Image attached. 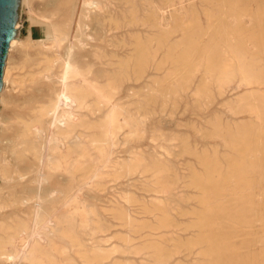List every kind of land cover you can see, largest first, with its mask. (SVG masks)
I'll use <instances>...</instances> for the list:
<instances>
[{
  "label": "rangeland",
  "instance_id": "obj_1",
  "mask_svg": "<svg viewBox=\"0 0 264 264\" xmlns=\"http://www.w3.org/2000/svg\"><path fill=\"white\" fill-rule=\"evenodd\" d=\"M60 1L62 2L60 3ZM142 1L143 0H23V5H18L16 8L13 36L18 38V40L13 41L11 44L5 69V85H2V89L4 86V90L1 94V99L5 98L12 100L9 104L0 99V157L8 162L10 161L8 164L5 160L0 158V224H8L6 221H8L14 213H19L20 217L28 219L30 217L29 214L37 210V206L40 213H48L51 218L50 225L56 224L54 228L56 232L54 231L49 236L48 243H43V246L50 254L52 264L209 263V258L203 257L208 247H205V245H203L204 247L201 246L198 240H196L197 237L201 235V231L197 230L198 232H191L188 229L197 222L195 216L196 212L200 214L202 213L201 210L205 208L198 203L202 200L201 198H203V196L200 195H203V193L199 191V189L196 191L194 187L190 186L193 182L191 178L194 177V174H198L197 176L202 177L204 175V170L196 159L183 154L182 141H189L193 150L197 151L199 157H202V155L208 151L212 155L218 151L221 153V157H223L222 161L225 163L223 165L224 168H226L230 165L229 163L233 164L236 162L235 160L239 159V153H237L238 147L233 148L232 143L229 144L232 146H228V144L224 145L223 140H220L222 138H219L221 137L220 135H223V132L221 134L219 128L215 129L214 126L212 127V124L221 120L223 124L222 128L229 129L234 134L235 139L240 137V135H236L237 130L241 133V130H244V128L249 127L250 129L254 127L255 129L256 125L264 124V0H229V2L225 0ZM146 1L149 2V4L148 2L146 3L147 6L145 4ZM64 2L68 4L69 9L71 8L81 13L84 24L79 27V30L83 43H77L76 38L73 37L71 33L70 28L74 27L72 23L73 20L68 22L67 19L63 18L59 13V6ZM58 4L60 5L58 6ZM126 4H135L138 6L139 13L137 14V18L138 20L141 18L140 21L147 22L148 30L146 33L139 31L140 33L135 32L131 34V32L125 28L122 29L123 32L122 30H110L108 25L112 24L113 21L121 23L126 21ZM179 4H181L180 7ZM152 6L153 9H151ZM49 7L51 10H49ZM149 7L151 10H149ZM223 7L225 9H223ZM159 9L161 11H159ZM146 11H149V13ZM41 13L44 14L41 15ZM157 13H161L165 20H167L166 22L168 23H166V25L161 24ZM57 14L60 15L57 16ZM188 20H190L189 23L191 24L188 23ZM185 21L188 23V26L191 27V29L188 30L193 34V46L199 47L196 49L180 47L178 49L179 52L178 50L174 51L172 48L183 41L184 35L189 34V31L184 29V27L187 26ZM52 25L53 27L59 25L64 29L65 41H63L59 47H55L52 43L53 41L49 42V39L53 40L51 37L53 36L51 33V29L53 28ZM88 27L93 28H91L90 31ZM203 28L204 30H202ZM163 29H166V31ZM142 30H145V28H142ZM104 33H106V35ZM162 33H164V36L166 35L165 38L162 37ZM101 34L103 36H100ZM206 34L208 36H205ZM233 37L235 38L233 39ZM161 39L163 42H160ZM241 39L246 41L244 45L245 48L242 49L244 50L242 54L245 57L244 60L250 78L248 77V82L240 85L241 87H237L236 85L235 87L234 85L227 87L222 92L223 95L218 92V89L212 83L216 72L207 77L205 75V66H207L208 60L211 58L215 59L217 64L218 62L222 63L221 61L223 58H233L231 54L233 48L231 46L239 43ZM67 42L68 44H66ZM137 43H139L140 46H146L149 59L157 56L159 59L158 62L161 61L160 72L155 71V66L150 67L151 69L149 68L148 72L151 80L162 84L165 82L163 84L165 88H162L163 91H165L163 96L154 95V93L151 92L152 88L146 86V84L142 81H138L136 78V65H138V63L141 64L140 62H143L147 58L146 54L142 58V55L137 53V48L139 47ZM160 43H163V45L161 46ZM71 47L74 48L72 49ZM65 48L68 49L65 50ZM51 49L55 50L52 51ZM74 50L76 53H74ZM46 51H48V53ZM57 53L59 55H57ZM31 54L34 55L32 56ZM178 54H180L179 56L183 55L186 57L188 65L185 66V68L180 67L181 64L174 62ZM194 55L196 57H194ZM67 56H70V59ZM21 57H24V59ZM26 59L30 60L31 63L29 62L26 65L22 62ZM45 60H50L49 69L51 71L48 73L49 75L45 72L49 77H45L44 74L47 63ZM77 60H85L86 62L81 61L79 63ZM73 63H75L76 66L73 65ZM122 63H129L130 79L121 86L116 85L117 83L109 79L107 72H115L118 74L119 71L123 70L121 68ZM189 63L191 64L190 66ZM234 63L236 62L233 61L232 64L236 65ZM71 67H73V69H71ZM74 67L76 69H74ZM25 71H27V73ZM75 72H77L78 76ZM101 72H103L104 75L100 74ZM40 82L43 83L41 84ZM87 84L88 87L93 85L99 86L102 90V94H104L102 103L105 101L107 102L101 104L102 108L101 112H99V117L96 116L93 118L91 115H88V110L90 111L93 108L92 106H95L93 102H88L84 114H80L76 107L71 105V100L73 99L71 92H74V89L86 90L88 88ZM84 85L85 88L83 87ZM37 92L39 95H37ZM31 95L34 96V98L36 97L34 111L42 112L49 109V114L42 118V123L39 127L41 130L48 132V128L51 129L57 124L59 128H56L55 132L58 131L57 136L61 138L68 147L75 146L77 134H83L86 142L93 141L94 139L100 140L97 151L95 150L96 146L90 147L92 151L91 157L84 158L81 155H73V163H77L80 160L79 171L78 173H74L73 176L68 175L66 169L67 163L69 164L71 161L65 163L55 153V150L51 148L47 138L43 140V144L38 143L39 139L34 141L37 145V149L44 154L43 167L39 165L36 156L26 150V144L22 143L19 137L16 139L17 127L15 125L23 119H30L29 113L26 112V107L22 104V101ZM41 95H43V97ZM147 97L152 99L149 105L146 101ZM240 97L245 100L238 104V101H240L238 99H241ZM42 98L43 101H41ZM103 99L105 101H103ZM253 100L256 101L253 102ZM38 101L41 102L39 103ZM48 102H53L54 104H50V107L47 105L49 104ZM257 106L258 110L261 111L258 117L253 113V109ZM250 111H252V113ZM114 112L119 114L118 121H120L118 124L119 126H117L115 130L109 123L107 124ZM61 119H64L66 122L62 123ZM80 120L81 123H87V121H89V123L94 124V126H102L103 130L97 129V131L94 132L92 129L93 127L91 129L87 128L89 125L78 127L77 124L80 123ZM48 121H50V123ZM6 122L8 125H6ZM11 124L12 126H10ZM228 132L229 131H226V135ZM207 136L211 137L206 138ZM259 137L262 139L261 141H258L260 140ZM259 137L256 136L253 140L256 138L255 141L257 140L258 143L262 142L260 145H263L261 147L264 148V136L260 134ZM10 140L13 142L10 143ZM255 155L256 154L253 152L250 157L255 158ZM229 158H232L234 161ZM228 159L230 160L229 162ZM34 164L39 166H35ZM46 164L47 166H44ZM49 164L56 165L59 171L58 169H51L50 166H48ZM259 171L262 173L264 169H259ZM58 173L62 175L60 176ZM35 175L36 177H34ZM12 176H15V179ZM12 178L15 181H13ZM58 182L60 184L62 183L63 188L59 186ZM40 183L44 188H48L51 191L50 199L41 202L30 197L27 198L28 188L30 186H41ZM27 184L28 186L30 184V186L28 187ZM76 187L77 189H75ZM24 188L27 189V191ZM61 191L63 192L62 194ZM64 197L66 199L65 204H63L64 200H61ZM261 198H263V196H261ZM18 200L21 203H18ZM60 203H62V205ZM81 203H84V206ZM212 204L216 205L217 203L213 202ZM185 209H187V211ZM252 209L253 208L247 209L248 221H253L258 214L255 209ZM163 210L169 212V215L167 216ZM84 214H87V223H85V225L82 223V216ZM54 217L59 219L56 220ZM166 218H168L167 222L165 221ZM71 220H75L74 222L77 224L76 228L70 225L69 222ZM165 224L169 227H163ZM247 226L248 228H245ZM262 226L263 224L261 225L260 223L254 225L239 224L237 225L239 228L235 227V230L233 226L230 228L225 226V230L224 227H222L221 232L225 234V232L228 231L229 234H231V230L233 233L234 231L240 232L241 230L240 236L234 240V248H236L237 251L242 250V252H244L242 256H244V254L250 255L249 253L254 255L264 252V243L259 244L252 239L264 233V227ZM249 229H252V231ZM72 236H74L73 239H71ZM23 240L25 241L21 242L22 240L18 239L16 242L17 247L20 249H24L22 244L27 242L28 236L24 235ZM194 242L197 243V246L193 244ZM191 245L192 247L195 246V249H192V247L189 249ZM76 246H78L79 249ZM159 247L162 249H159ZM246 249H248L246 252L243 251ZM60 250H65L66 253L61 254ZM11 251L13 255L11 254L8 260H3L0 257V264H33L26 259H16L15 249L13 248ZM159 253H161V255H159ZM168 253L169 255L166 256ZM96 256H98V258H96ZM164 256L166 257L164 258ZM90 257H92V259ZM167 259H170L169 262ZM202 259L207 262H201Z\"/></svg>",
  "mask_w": 264,
  "mask_h": 264
},
{
  "label": "bare ground",
  "instance_id": "obj_2",
  "mask_svg": "<svg viewBox=\"0 0 264 264\" xmlns=\"http://www.w3.org/2000/svg\"><path fill=\"white\" fill-rule=\"evenodd\" d=\"M66 1V0H65ZM80 1V0H79ZM124 1V0H123ZM144 1V0H143ZM142 1V2H143ZM156 1V0H155ZM222 1V0H221ZM228 1L229 0H225ZM231 1V0H230ZM44 2V1H43ZM42 2V3H43ZM46 2V1H45ZM62 1H60L61 3ZM85 2V1H84ZM129 2V1H128ZM148 1L145 2V4ZM164 2V1H162ZM59 3V2H58ZM86 3V2H85ZM152 3V2H151ZM166 3V2H165ZM169 3V2H168ZM193 3V2H191ZM46 4V3H45ZM44 4V5H45ZM119 4V3H118ZM125 4V3H124ZM149 4V2H148ZM154 4V3H153ZM157 4V2H156ZM162 4V3H161ZM172 4V3H171ZM176 4V3H175ZM184 4V3H183ZM222 4V3H220ZM224 4V3H223ZM227 4V3H225ZM19 5H23V0H19ZM48 5V4H47ZM52 5V4H51ZM50 5V7H51ZM60 4H58L59 6ZM127 5V4H126ZM159 5V4H158ZM165 5V4H164ZM209 5V4H208ZM43 6V5H42ZM78 6V5H77ZM87 6V5H86ZM143 6V5H142ZM147 6V4H146ZM157 6V5H155ZM181 6V4H179V7ZM220 6V5H219ZM224 6V5H223ZM233 6V5H232ZM49 7V10H51ZM59 13L61 14V16L63 18H66L68 22H70L71 20H73V24L74 27L70 28L71 29V33L73 35V37L76 38L77 43H83L81 40V32L79 30V27L81 25L84 24V22L82 21V17H81V13H79L78 11H74L71 8L69 9L68 4L66 2L62 3L59 6ZM76 7V6H75ZM95 7V6H94ZM140 7V6H139ZM162 7V6H161ZM164 7V6H163ZM229 7V6H228ZM249 7V6H248ZM247 7V8H248ZM77 8V7H76ZM83 8V7H82ZM148 8V7H147ZM192 8V7H191ZM261 8V7H260ZM120 9V8H119ZM123 9V8H122ZM143 9V8H142ZM141 9V10H142ZM153 9V6L152 8ZM149 7V10H151ZM183 9V8H182ZM222 9V8H221ZM223 9H225L223 7ZM37 10V9H36ZM41 10V9H40ZM47 10V9H45ZM44 10V11H45ZM121 10V9H120ZM148 10V9H147ZM157 10V9H155ZM178 10V9H177ZM229 10V9H228ZM237 10V9H236ZM83 11V10H81ZM158 11V10H157ZM159 11H161L159 9ZM163 11V10H162ZM215 11V10H214ZM223 11V10H222ZM40 12V11H39ZM49 12V11H48ZM110 12V11H108ZM113 12V11H112ZM147 12V11H146ZM177 12V11H176ZM199 12V11H198ZM212 12V11H211ZM235 12V10H234ZM52 13V12H51ZM117 13V12H116ZM139 13V8L138 6H136L135 4H130L126 6V10H125V20L124 22H117V21H113L112 24L108 25V27H110L111 29H115V30H122V29H127L129 32H131V34L137 32L140 33L139 31H143V32H147L148 30V25L147 22L145 21H140L141 18H139L140 20H138L137 18V14ZM149 13V11L147 12ZM175 13V12H174ZM217 13V11H216ZM254 13V12H253ZM261 13V12H260ZM44 13H41V15ZM59 14V15H60ZM141 14V12H140ZM145 14V13H144ZM158 14V13H157ZM187 14V13H186ZM185 14V15H186ZM191 14V12H190ZM219 14V13H218ZM217 14V16H218ZM233 14V13H232ZM241 14V13H240ZM239 14V15H240ZM57 14V16H59ZM114 15V14H113ZM146 15V14H145ZM178 15V14H176ZM224 15V14H223ZM243 15V14H242ZM142 16V15H141ZM155 16V15H154ZM157 16V15H156ZM160 22L162 25H166L167 20H165V18L161 15V13L158 14ZM157 16V18H158ZM188 16V15H187ZM193 16V15H192ZM209 16V15H208ZM54 17V16H53ZM140 17V16H139ZM173 17V16H172ZM42 18V17H41ZM51 18V17H50ZM144 18V17H143ZM175 18V17H174ZM182 18V17H181ZM196 18V17H195ZM49 19V18H48ZM158 19V20H159ZM212 19V18H211ZM52 20V19H51ZM56 20V19H54ZM124 20V19H123ZM148 20V19H147ZM182 20V19H181ZM184 20V18H183ZM221 20V19H220ZM234 20V19H233ZM122 21V20H121ZM190 20H188L189 23ZM236 21V20H235ZM46 22V21H45ZM50 22V21H49ZM48 22V24H49ZM151 22V21H150ZM219 22V21H218ZM51 23V22H50ZM157 23V22H155ZM187 22L185 21V24ZM188 23L186 24L187 26L184 27L185 30L189 31L191 29L190 26H188ZM226 23V22H225ZM160 24V23H159ZM183 24V22H182ZM191 24V23H189ZM198 24V23H197ZM215 24V23H214ZM72 25V24H71ZM203 25V24H202ZM259 25V24H258ZM65 26V25H64ZM73 26V25H72ZM107 26V25H106ZM150 26V25H149ZM171 26V25H170ZM224 26V25H223ZM226 26V25H225ZM240 26V25H239ZM53 27V25H52ZM70 27V26H69ZM157 27V26H156ZM161 27V26H160ZM164 27V26H163ZM167 27V26H165ZM214 27V26H213ZM217 27V26H216ZM215 27V28H216ZM89 28V27H88ZM93 28V27H91ZM89 28V30L91 29ZM98 28V26H97ZM142 28H145V30H142ZM159 28V27H158ZM162 28V27H161ZM179 28V27H178ZM177 28V29H178ZM212 28V27H211ZM176 29V30H177ZM189 29V30H188ZM227 29V28H226ZM232 29V28H231ZM47 30V29H46ZM69 30V29H67ZM88 30V29H87ZM95 30V29H94ZM100 30V29H99ZM161 30V29H160ZM159 30V31H160ZM164 30V29H163ZM204 30V28L202 29ZM211 30V29H210ZM209 30V31H210ZM258 30V29H257ZM91 31V30H90ZM102 31V30H100ZM126 31V30H125ZM158 31V30H157ZM166 31V29L164 30ZM200 31V30H199ZM234 31V29H233ZM48 32V31H47ZM94 32V31H93ZM123 32V30H122ZM121 32V33H122ZM149 32V31H148ZM176 32V31H175ZM198 32V31H197ZM213 32V31H212ZM51 33L53 36H51L53 38V40L49 39V42H52L54 44L55 47H59L60 44L65 41V35H64V29L61 28L59 25L53 27L51 29ZM50 33V34H51ZM98 33V32H97ZM96 33V35H97ZM102 33V32H101ZM153 33V32H151ZM94 34V33H93ZM106 35V33H104ZM127 34V33H126ZM160 34V33H159ZM164 33H162L163 35ZM169 34V31H168ZM181 34V33H180ZM197 34V33H196ZM208 34V33H207ZM205 36H208V35ZM232 34V33H231ZM49 35V34H48ZM90 35V34H89ZM112 35V34H111ZM120 35V34H119ZM123 35V34H122ZM202 35V34H201ZM248 35V34H247ZM261 35V34H260ZM91 36V35H90ZM99 36V35H98ZM100 36H103L102 34ZM114 36V35H113ZM166 36V35H165ZM165 36L163 35L162 37L165 38ZM184 39L181 43H178L175 45V47H173L172 49L174 51H177L180 47H189L190 49H196L198 47H194V42L192 40L193 34L191 31H189V34L184 35ZM215 36V35H214ZM213 36V37H214ZM228 36V35H226ZM50 37V38H51ZM64 38V39H63ZM122 38V36H121ZM162 38V39H163ZM196 38V36H195ZM235 37H233L234 39ZM160 40V42H163V40ZM215 39V38H214ZM18 40V38L14 37L10 44H9V49L7 52V57L5 60V65L3 68V74H2V84H4V76H5V69H6V65H7V60L9 57V53H10V48H11V44L13 41ZM70 40V39H69ZM74 40V39H73ZM116 40V39H115ZM239 40V39H238ZM68 41V40H67ZM75 42V41H74ZM148 42V41H147ZM153 42V41H152ZM236 42V41H234ZM72 43V42H71ZM246 41L245 40H240L239 43H237L236 45H232L231 47L233 48V50H231V54L232 57L231 59L229 58H223L222 59V63L218 62L213 58L208 60V64L205 69V75L208 77L210 75H213L214 72H216V74L213 77V85L218 89L219 93H222L227 87H230L232 85H235L237 87H239L242 84H246L248 82V77L250 78V76L248 75V71H247V67L245 64V57L243 56L242 52L244 50H242L245 45ZM68 44V42L66 43ZM92 44V43H91ZM214 44V43H213ZM216 44V43H215ZM261 44V43H260ZM50 45V44H49ZM65 45V44H64ZM90 45V44H89ZM160 45L162 46L163 43H160ZM170 45V44H169ZM222 45V44H221ZM63 46V45H62ZM137 46H139L137 48V53H139L140 55H142V58L144 57V55H147V58L143 61L140 62L141 64L138 63V65H136V78L138 81H142L144 84H146V86L152 88V91L154 93V95L156 96H163L165 91H163V89L165 88L163 86V84L165 83H158L154 80L150 79L149 76V72L148 69L150 67H156L155 71L156 72H160L161 71V61H159L158 57H153L151 59H149L148 57V52L146 49V46L141 45L139 43H137ZM202 46V45H201ZM51 47V46H50ZM49 47V48H50ZM72 48V47H71ZM74 48V47H73ZM72 48V49H73ZM97 48V47H96ZM99 48V46H98ZM166 48V47H165ZM175 48V49H174ZM201 48V47H200ZM53 49V48H52ZM51 49V50H52ZM63 49V48H62ZM68 49V48H67ZM65 48V50H67ZM119 49V48H118ZM220 49V48H219ZM55 50V49H54ZM52 50V51H54ZM57 50V49H56ZM101 50V49H100ZM160 50V49H159ZM250 50V49H249ZM50 51V50H49ZM86 51V50H85ZM88 51V50H87ZM91 51V50H90ZM96 51V50H95ZM102 51V50H101ZM26 52V51H25ZM48 53V51H46ZM164 52V51H163ZM179 52V50H178ZM210 52V51H209ZM251 52V51H250ZM258 52V51H257ZM262 52V51H261ZM46 53V54H47ZM59 53V52H58ZM57 53V55H59ZM70 53V52H69ZM73 53V52H72ZM74 53L75 50H74ZM81 53V52H80ZM89 53V52H88ZM197 53V52H196ZM224 53V52H223ZM230 53V52H229ZM24 54V53H23ZM52 54V53H50ZM56 54V53H55ZM64 54V53H63ZM87 54V53H85ZM91 54V52H90ZM153 54V52H152ZM198 54V53H197ZM247 54V52H246ZM255 54V53H254ZM30 55V54H29ZM32 56L34 54H31ZM53 55V54H52ZM72 55V54H71ZM75 55V54H73ZM78 55V54H77ZM82 55V54H81ZM80 55V56H81ZM84 55V54H83ZM180 54H178V57L174 60L175 63L177 64H181L178 65L180 67H184L187 66V60L185 56H179ZM196 55V54H195ZM194 55V57H196ZM252 55V54H251ZM25 56V55H24ZM65 56V55H64ZM97 56V55H96ZM95 56V57H96ZM160 56V54H159ZM177 56V55H176ZM26 57V56H25ZM28 57V56H27ZM30 57V56H29ZM36 57V56H34ZM47 57V56H46ZM54 57V56H53ZM59 57V56H58ZM68 57V56H67ZM70 57V56H69ZM68 57V58H69ZM79 57V56H77ZM198 57V55H197ZM228 57V56H225ZM22 59H24V57H21ZM33 58V57H32ZM51 58V57H50ZM72 58V57H71ZM97 58V57H96ZM203 58V57H202ZM205 58V57H204ZM260 58V57H259ZM29 59V58H28ZM57 59V58H56ZM70 59V58H69ZM78 59V58H77ZM88 59V58H86ZM90 59V57H89ZM88 59V60H89ZM93 59V58H92ZM194 59V58H193ZM248 59V58H247ZM264 59V58H263ZM20 60V59H19ZM79 60V59H78ZM77 60V61H78ZM256 60V59H255ZM46 61V60H45ZM73 61V60H72ZM75 61V60H74ZM82 60L78 61L79 63ZM85 61V60H84ZM82 61V62H84ZM91 61V60H89ZM165 61V60H164ZM201 61V60H200ZM206 61V59H205ZM236 64L233 65L232 63ZM258 61V60H257ZM10 62V61H9ZM8 62V63H9ZM23 63H25L26 65L30 62V60H25L22 61ZM46 68L44 70V74L46 72V74H48L51 70L49 69V61H46ZM69 62V61H68ZM76 62V61H75ZM86 62V61H85ZM192 62V61H190ZM249 62V61H247ZM264 62V61H263ZM13 63V62H12ZM19 63V62H18ZM21 63V62H20ZM31 63V62H30ZM203 63V61H202ZM15 64V63H14ZM67 64V63H66ZM82 64V63H81ZM91 64V63H90ZM129 63L124 64L122 63V69L121 71H119L118 74H116L115 72H107L109 75V79H111L114 83H117L116 85H123L125 83H127V81L130 79V74H129V69L130 67L128 66ZM73 65H75V63H73ZM191 64L189 63V66ZM200 65V64H199ZM17 66V65H16ZM15 66V67H16ZM19 66V65H18ZM21 66V65H20ZM52 66V65H51ZM50 66V68H51ZM65 66V65H64ZM67 66V65H66ZM69 66V65H68ZM72 66V65H71ZM76 66V65H75ZM35 67V66H34ZM95 67V66H94ZM187 68V67H186ZM11 69V68H10ZM49 69V70H48ZM71 69H73V67H71ZM74 69H76L74 67ZM151 69V68H150ZM196 69V67H195ZM20 70V69H19ZM18 70V71H19ZM27 70V69H26ZM79 70V69H78ZM77 70V71H78ZM203 70V69H202ZM217 70V71H216ZM13 71V70H12ZM81 71V70H80ZM98 71V70H97ZM180 71V70H179ZM185 71V70H184ZM193 71V70H192ZM11 72V71H10ZM27 73V71H25ZM74 72V71H73ZM72 72V73H73ZM186 72V71H185ZM184 72V73H185ZM29 73V72H28ZM34 73V72H33ZM77 75V72H75ZM113 73V74H112ZM176 73V72H175ZM180 73V72H179ZM203 73V71H202ZM45 74V77H49L48 75ZM55 74V73H54ZM71 74V73H70ZM100 74L104 75L103 72H101ZM8 75V74H7ZM56 75V74H55ZM54 75V77H55ZM176 75V74H175ZM180 75V74H179ZM25 76V75H24ZM78 76V75H77ZM80 76V75H79ZM178 76V75H177ZM191 76V75H190ZM85 77V76H84ZM106 77V76H105ZM53 78V76H52ZM259 78V77H258ZM7 79V78H6ZM5 79V80H6ZM29 79V78H28ZM69 79V78H68ZM82 79V78H81ZM157 79V78H156ZM207 79V78H205ZM58 80V79H57ZM85 80V79H84ZM90 80V79H89ZM198 80V79H197ZM208 80V79H207ZM40 81V80H39ZM55 81V80H54ZM25 82V81H23ZM48 82V81H46ZM53 82V81H51ZM86 82V81H85ZM88 82V81H87ZM179 82V81H177ZM207 82V81H206ZM41 84L43 82H40ZM55 83V82H54ZM77 83V82H76ZM83 83V82H82ZM90 83V82H88ZM8 84V83H7ZM29 84V83H28ZM60 84V83H59ZM101 84V83H100ZM201 84V83H200ZM44 85V84H43ZM92 85V84H91ZM204 85V84H203ZM210 85V84H209ZM248 85V84H247ZM251 85V84H250ZM254 85V84H253ZM36 86V85H35ZM53 86V85H52ZM76 86V85H75ZM90 86V85H89ZM28 87V86H27ZM37 87V86H36ZM66 87V86H65ZM68 87V86H67ZM85 88V85L83 86ZM88 87V84H87ZM210 87V86H209ZM233 87V88H234ZM241 87V86H240ZM25 88V87H24ZM35 88V87H34ZM46 88V87H45ZM81 88V87H80ZM163 88V89H162ZM172 88V87H171ZM170 88V89H171ZM195 88V87H194ZM201 88V87H200ZM203 88V86H202ZM205 88V87H204ZM27 89V88H26ZM39 89V88H38ZM55 89V88H54ZM57 89V88H56ZM63 89V88H62ZM167 89V88H166ZM239 89V88H238ZM4 90V86L3 89L0 90V99H1V94ZM33 90V89H32ZM52 90V89H51ZM58 90V89H57ZM61 90V89H60ZM235 90V89H234ZM36 91V90H35ZM48 91V90H47ZM50 91V90H49ZM56 91V90H55ZM59 91V90H58ZM74 92L72 93L73 99L71 100V105L75 106L77 111L81 114V113H85L84 111H86V105L88 104V102H93L95 103V106H92L93 108L89 111L88 110V115H91L93 118L98 116L99 117V112H101V104H105V100L103 99L102 103V98L103 95L102 94V90L101 88H99V86L97 85H93L91 87H88L86 90H79V89H74ZM176 91V90H175ZM178 91V90H177ZM68 92V91H67ZM188 93V92H186ZM198 93V92H197ZM248 93V92H247ZM45 94V93H44ZM50 94V93H49ZM48 94V95H49ZM223 94V93H222ZM25 95V94H24ZM30 95V94H29ZM37 95L38 92H37ZM62 95V94H61ZM69 95V94H68ZM224 95V94H223ZM6 96V95H5ZM43 97V95H41ZM51 96V95H49ZM48 96V97H49ZM63 96V95H62ZM65 96V95H64ZM173 96V95H172ZM262 96V95H261ZM28 97V96H27ZM46 97V96H45ZM239 97V96H238ZM237 97V98H238ZM244 97V96H243ZM7 98V96H6ZM36 98V97H35ZM35 98L34 96H30L28 98H25L24 101H22L23 105L26 107V112L29 113V120H25L23 119L22 121L18 122L17 125H15L17 127V131H16V139L19 137L20 141H22V143L26 144V150L30 151L31 154L36 156V159L39 162V165L43 167V157L44 154L43 152H40V150L37 149V145L34 143L35 140H38V143H42L43 144V140L45 138H47L49 140V144L51 145V148L53 150H55V153L65 162L67 163L68 161H71V163H67V173L68 175H72L74 173H78L79 171V164H80V160L77 163H73L72 161V157L74 154L77 155H81L84 158H89L92 156V151L90 149L91 146H96L95 150L97 151V147L99 146L100 140L99 139H94L93 141L90 142H86L85 140V136L83 134H77V137L75 138V146L74 147H68L66 146V144L64 143V141L59 138L57 136V132H55L56 128H59L58 125H54L53 128H48V132L41 130L39 127L42 123V118L46 115L49 114V109H46L42 112H36L34 111V106L36 105L35 103ZM50 98V97H49ZM212 98V97H211ZM241 98V97H240ZM54 99V98H53ZM63 99V98H62ZM1 100H3V102H7L9 103L12 99H5L2 98ZM15 100V99H13ZM17 100V99H16ZM66 100V99H65ZM233 100V99H232ZM240 101H238V104L242 101H244L245 99H238ZM252 100V99H251ZM43 101V98L42 100ZM40 101V102H41ZM47 101V99H46ZM45 101V102H46ZM56 101V100H55ZM54 101V102H55ZM147 103L148 105L152 102L151 98L147 97ZM256 101V100H255ZM253 100V102H255ZM2 102V103H3ZM39 102V101H38ZM39 102V103H40ZM67 102V101H66ZM4 103V104H5ZM49 103V102H48ZM107 103V102H106ZM109 103V102H108ZM10 104V103H9ZM19 104V103H18ZM17 104V105H18ZM46 104V103H44ZM50 104H54L49 103L47 105L50 106ZM8 105V104H7ZM16 105V103H15ZM247 105V104H246ZM1 106V105H0ZM5 106V105H4ZM10 106V105H9ZM14 106V105H13ZM21 106V104H20ZM105 106V105H104ZM107 106V105H106ZM18 107V106H17ZM46 107V105H45ZM51 107V106H50ZM15 108V106H14ZM20 108V107H19ZM39 108V107H38ZM238 108V107H237ZM16 109V108H15ZM250 109V107H249ZM248 109V110H249ZM59 110V109H58ZM233 110V109H232ZM17 111V110H16ZM19 111V110H18ZM110 111V110H109ZM117 111V110H116ZM237 111V110H236ZM25 112V111H24ZM69 112V111H68ZM72 112V111H70ZM107 112V111H106ZM119 112V111H118ZM243 112V111H242ZM252 113V111H250ZM258 110V106L255 107L253 109V113L258 117L259 114ZM18 113V112H17ZM23 113V112H22ZM124 113V112H123ZM20 115H22L21 113H18ZM58 114V113H57ZM110 114V113H109ZM156 114V113H155ZM25 115V114H24ZM27 115V114H26ZM86 115V114H85ZM119 114L117 112H114L110 119L108 120L107 124L109 123L110 126L115 130L117 128V126H119L118 124L120 123L119 120ZM253 115V114H252ZM254 115V116H255ZM255 116V117H256ZM48 117V116H47ZM103 117V116H102ZM253 117V116H252ZM8 118V117H7ZM23 118V117H22ZM21 118V119H22ZM55 118V117H54ZM10 119V118H9ZM20 119V118H19ZM27 119V116H26ZM48 119V118H47ZM79 119V118H78ZM262 119V118H261ZM2 120V119H1ZM4 120V119H3ZM77 120V119H76ZM87 120V119H85ZM94 120V119H93ZM256 120V119H255ZM58 121V120H57ZM62 123H65L66 121L64 119H61ZM224 121V120H223ZM236 121V120H235ZM260 121V119H259ZM50 123V121H48ZM261 122V121H260ZM264 122V120H263ZM12 123V122H11ZM93 123V122H92ZM244 123V122H243ZM246 123V122H245ZM3 124V123H2ZM61 124V123H60ZM73 124V123H72ZM6 125H8V123L6 122ZM5 125V126H6ZM85 125H89V127H87L88 129H93L94 132L97 131V129L99 130H103L102 126L96 125L94 126V124H90L89 121L86 122H82L80 120V123L77 124L78 127H84ZM91 125V126H90ZM222 122L221 120H218L216 122H214L212 124V127L214 126L215 129L219 128V130L221 131V134L223 132V135H220L222 138L220 140H223V144H228V146H232L229 144H233V148L238 147V152L239 153V159L235 160L236 162H234L233 164L229 163L230 165L226 168H224L225 163H223L222 159L223 157H221V153H219L218 151H216V153H214L213 155L209 153V151L207 153H204V155H202V157L198 156L197 151L193 150L191 144L189 143V141L185 140L182 141V145H183V154L184 155H188L193 157L194 159H196L198 161V163L201 164V166L203 167L204 170V175L202 177L197 176L196 174H194V177L191 178L193 179V182L191 183L190 186L194 187L196 189V191H201L203 193V198H201L202 200L199 201L198 203L200 204V206L202 205L204 208V210H201L202 213L198 214L196 212L195 216L197 218V222L195 225L191 226L189 229V231L191 232H198L197 230L201 231V235L199 237H197L196 240H198L199 244L201 246L205 245V247H208L207 250H205L204 252V258H209V263L207 264H264V252H260L258 254H254L252 255L251 253H249L250 255L244 254V256H242V254L244 252L241 251H237L236 248H234L235 244H234V240L236 238H238L240 236V232H236L234 231V233L232 232V230L230 231L231 234H229L228 231L224 233L221 232L222 227H224L225 230V226L226 227H237V225L241 224H246V225H254L257 223H260L261 225L263 224L262 227H264V174L263 172L261 173V171H259V169H264V148L261 147L263 145H260L261 143H258L257 140L255 141V139L253 140L254 137L258 136L261 134L264 136V124H258L256 125L255 129L254 127H251L249 129L248 128H244V130H241L242 132L239 133V131H236V135H240V137L238 139H235L234 134L229 130V129H224L222 128ZM228 125V124H227ZM230 125V124H229ZM12 126V124L10 125ZM9 126V127H10ZM48 126V124H47ZM243 126V125H242ZM252 126V125H251ZM4 127V126H2ZM1 127V128H2ZM7 128V127H6ZM44 128V127H43ZM110 128V127H109ZM108 128V130H109ZM9 130H11L10 128H8ZM47 129V128H46ZM45 129V130H46ZM127 130V129H126ZM139 130V129H138ZM12 131V130H11ZM226 131H229L228 134L226 135ZM62 132V131H61ZM8 133V132H6ZM13 133V132H11ZM77 133V132H76ZM109 133V131H108ZM216 133V132H215ZM15 134V133H14ZM210 134V133H209ZM212 134V133H211ZM219 134V133H218ZM253 134V137H252ZM109 135V134H108ZM15 136V135H13ZM75 136V135H74ZM110 136V135H109ZM214 136V135H213ZM161 137V136H160ZM176 137V136H175ZM211 136H207L206 138H209ZM14 138V137H13ZM99 138V137H98ZM213 138V137H212ZM262 138V136H261ZM259 137L261 141V139ZM8 139V138H7ZM5 140V139H4ZM9 140V139H8ZM13 140V139H12ZM12 140H10V143L13 142ZM16 141V140H15ZM111 142V141H110ZM9 143V142H8ZM46 143V142H45ZM7 144V143H6ZM21 144V143H20ZM264 144V143H263ZM9 145V144H8ZM11 145V144H10ZM18 145V144H17ZM112 145V144H111ZM21 147V146H20ZM19 147V148H20ZM25 148V147H24ZM47 148V146H46ZM49 148V147H48ZM219 148V147H218ZM13 149V148H12ZM17 149V148H16ZM42 149V146H41ZM8 150V149H7ZM210 150V149H209ZM14 151V150H13ZM16 151V150H15ZM23 151V150H21ZM48 151V150H47ZM207 151V150H206ZM233 151V150H231ZM7 152V151H6ZM20 152V151H19ZM228 152V151H227ZM230 152V151H229ZM255 153V158L250 157L251 153ZM4 153V152H3ZM25 153V152H24ZM52 153V152H50ZM18 154V153H17ZM22 154V153H21ZM49 154V153H48ZM53 154V153H52ZM51 154V156H52ZM104 154V153H103ZM13 155V154H12ZM16 155V152H15ZM20 155V153H19ZM27 155V154H26ZM29 155V154H28ZM32 155V156H33ZM47 155V154H46ZM232 155V154H231ZM5 156V155H4ZM8 156V155H7ZM6 156V157H7ZM10 156V155H9ZM48 156V155H47ZM109 156V155H108ZM223 156V155H222ZM226 156V155H225ZM237 156V155H236ZM253 156V155H252ZM55 157V156H54ZM232 157V156H231ZM1 158V157H0ZM58 158V157H56ZM143 158V157H142ZM228 158V157H227ZM236 158V157H235ZM3 160H5L4 158H1ZM60 159V160H61ZM232 159V158H229ZM228 159V162L230 161ZM10 160V159H7ZM30 160V159H29ZM33 160V159H32ZM47 160V158H46ZM132 160V159H131ZM192 160V159H191ZM226 160V158H225ZM233 160V159H232ZM231 160V161H232ZM6 161V160H5ZM4 161V162H5ZM27 161V160H26ZM35 161V160H34ZM234 161V160H233ZM1 162V161H0ZM3 162V161H2ZM8 164L9 162L6 161ZM28 162V161H27ZM47 162V161H46ZM227 162V161H226ZM25 163V162H24ZM84 163V162H83ZM28 164V163H27ZM30 164V163H29ZM124 164V163H123ZM7 165V164H6ZM35 165V164H34ZM39 165H35V166H39ZM190 165V164H189ZM2 166V165H1ZM13 166V165H12ZM23 166V165H21ZM20 166V167H21ZM33 166V165H31ZM44 166H47L44 165ZM48 166H50L51 169H58L56 165L54 164H49ZM200 166V165H199ZM227 166V165H226ZM3 167V166H2ZM19 167V168H20ZM24 167V166H23ZM4 168V167H3ZM46 168V167H45ZM185 168V167H184ZM11 169V168H10ZM13 169V168H12ZM30 169V168H29ZM28 169V170H29ZM41 169V168H40ZM193 169V168H192ZM20 170V169H19ZM27 170V172H28ZM2 171V170H1ZM11 171V170H10ZM21 171V170H20ZM33 171V170H32ZM59 171V169H58ZM62 171V170H61ZM60 171V172H61ZM181 171V170H180ZM25 172V171H24ZM38 172V171H37ZM49 172V171H48ZM63 172V171H62ZM184 172V171H183ZM45 173V172H44ZM52 173V172H49ZM55 173V172H54ZM199 173V171H198ZM26 174V172H25ZM47 174V173H46ZM59 174V173H58ZM191 174V173H190ZM193 174V173H192ZM201 174V173H200ZM14 175V174H13ZM60 175V174H59ZM58 175V176H59ZM62 175V174H61ZM60 175V176H61ZM178 175V174H177ZM30 176V175H29ZM33 176V175H32ZM39 176V175H38ZM57 176V175H56ZM59 176V177H60ZM67 176V175H65ZM99 176V175H98ZM3 177V176H1ZM15 179V176H12ZM19 177V176H18ZM17 177V178H18ZM36 177V175L34 176ZM57 178V177H56ZM63 178V177H62ZM65 178V177H64ZM68 178V177H67ZM72 178V177H69ZM184 178V177H183ZM189 178V177H188ZM55 179V178H54ZM10 180V179H9ZM8 180V181H9ZM13 180V178H12ZM20 180V177H19ZM25 180V179H24ZM63 180V179H62ZM74 180V179H73ZM176 180V179H175ZM15 181V180H13ZM18 181V180H16ZM30 181V180H29ZM42 181V180H41ZM53 181V180H52ZM11 182V181H10ZM55 182V181H54ZM53 182V183H54ZM60 182V181H59ZM58 182V183H59ZM141 182V181H140ZM162 182V181H161ZM165 182V181H164ZM18 183V182H16ZM22 183V182H21ZM28 183V182H27ZM50 183V182H49ZM57 183V182H56ZM85 183V182H84ZM41 184V183H40ZM67 184V183H65ZM83 184V183H82ZM148 184V183H147ZM189 185V184H188ZM26 186V185H25ZM28 186V184H27ZM30 186V184H29ZM28 186V187H29ZM59 186L62 187V183H59ZM64 186V184H63ZM74 186V184H73ZM102 186V184H101ZM172 186V183H171ZM58 187V186H57ZM174 187V186H173ZM65 188V187H64ZM73 188V187H72ZM25 189V188H24ZM77 189V187L75 188ZM74 189V190H75ZM27 191V189H25ZM81 191V190H80ZM194 191V190H193ZM60 192V191H59ZM65 192V191H64ZM75 192V191H74ZM73 192V193H74ZM15 193V192H14ZM58 193V192H57ZM56 193V195H57ZM63 192L61 191V194ZM66 193V192H65ZM72 193V192H71ZM22 194V193H21ZM50 194L51 191L48 188H44V186H30L28 188V196H26L27 198H33V199H37L39 201H45L47 199H50ZM67 194V193H66ZM18 195V194H17ZM16 195V196H17ZM26 195V194H25ZM15 196V197H16ZM20 196V195H18ZM77 196V195H76ZM185 196V195H184ZM192 196V194H191ZM199 196V197H200ZM261 196H263V198H261ZM24 197V196H23ZM198 197V198H199ZM5 198V197H4ZM8 198V197H7ZM76 198V197H74ZM79 198V197H78ZM189 198V197H188ZM15 199V198H14ZM26 199V198H24ZM71 199V198H70ZM80 199V198H79ZM2 200V199H1ZM16 200V199H15ZM61 200H64L65 204V197L62 198ZM84 200V199H83ZM7 201V200H6ZM32 201V200H31ZM59 201V199H58ZM3 202V201H2ZM5 202V200H4ZM10 202V201H9ZM13 202V201H12ZM35 202V201H34ZM33 202V203H34ZM81 202V201H80ZM217 203L216 205H213L212 203ZM11 203V202H10ZM18 203H21L18 200ZM67 203V202H66ZM178 203V202H177ZM212 205H211V204ZM13 204V203H12ZM37 204V203H36ZM62 205V203H60ZM79 204V203H78ZM82 204V203H81ZM80 204V206H81ZM157 204V203H156ZM33 205V204H30ZM68 205V204H67ZM84 206V203L82 204ZM150 205V204H149ZM4 206V205H3ZM35 206V203H34ZM52 206V205H51ZM5 207V206H4ZM10 207V206H9ZM29 207V206H28ZM41 207V206H40ZM44 207V206H43ZM47 207V206H45ZM82 207V206H81ZM7 208V207H6ZM4 208V209H6ZM27 208V206H26ZM31 208V207H30ZM50 208V207H48ZM158 208V207H157ZM161 208V207H160ZM249 208H253L252 210L255 209V211L258 213L257 216L255 217V219H253V221H248L249 218H247V209ZM52 209V208H51ZM50 209V210H51ZM83 209V208H82ZM150 209V208H149ZM162 209V208H161ZM166 209V208H165ZM259 209V211H258ZM27 210V209H26ZM93 210V209H92ZM114 210V209H113ZM187 211V209H185ZM85 211V209H84ZM129 211V210H128ZM164 211V210H163ZM33 212V213H32ZM29 214V218L25 219L23 217L19 216V213H14V215L12 217H10L8 219V221H6L8 224L5 223V225H1L0 224V257L3 260H8L11 257L12 251L11 249H15V258L19 259H26L27 261H29L30 263L33 264H52L51 261V256L48 253L47 249L43 246V243H48L49 240V236L56 230L54 229L56 224H53L52 226L50 225V221L51 218L49 216L48 213H40V210H38V206H37V210L32 211ZM52 212V211H51ZM126 212V211H125ZM150 212V211H149ZM153 212V211H152ZM156 212V211H155ZM165 214L168 216L169 212L164 211ZM179 212V211H178ZM177 212V213H178ZM200 212V211H199ZM255 213V212H254ZM21 214V213H20ZM53 214V213H52ZM51 214V216H52ZM67 214V213H66ZM79 214V213H78ZM89 214V213H88ZM162 214V213H161ZM55 215V214H54ZM87 214H84L82 216V223L83 225H85V223H87ZM126 215V214H125ZM68 216V215H67ZM74 216V214H73ZM146 216V215H145ZM148 216V215H147ZM158 216V215H157ZM160 216V215H159ZM53 217V216H52ZM63 217V216H60ZM66 217V216H65ZM76 217V216H75ZM156 217V216H155ZM55 218V217H54ZM94 218V217H93ZM128 218V217H127ZM131 218V217H130ZM56 219V218H55ZM59 219V218H57ZM56 219V220H57ZM63 219V218H61ZM60 219V220H61ZM79 219V218H78ZM172 219V217H171ZM153 220V219H152ZM53 221V220H52ZM75 220H71L69 223L71 226H73L74 228H76V223L74 222ZM164 221V220H163ZM165 221H168V218L165 219ZM65 222V221H64ZM161 222V221H160ZM172 222V221H171ZM177 222V221H176ZM1 223V222H0ZM106 223V222H105ZM173 223V222H172ZM102 224V223H101ZM129 224V222H128ZM171 224V223H170ZM174 224V223H173ZM133 225V224H131ZM225 225V226H223ZM168 225L165 224V226L163 227H167ZM188 226V225H187ZM169 227V226H168ZM167 227V228H168ZM171 227V226H170ZM243 227V226H242ZM250 227V226H249ZM174 228V227H173ZM239 228V227H237ZM241 228V227H240ZM245 228H248L245 227ZM33 229V230H32ZM144 229V228H143ZM171 229V228H170ZM32 230V231H31ZM96 230V229H95ZM139 230V229H138ZM252 231V229H249ZM261 230V229H260ZM133 231V230H132ZM155 231V230H154ZM167 231V230H166ZM243 231V230H242ZM262 231V230H261ZM56 232V231H55ZM81 232V231H79ZM249 232V231H248ZM142 233V232H141ZM222 233V234H221ZM261 233V232H259ZM263 233V232H262ZM80 234V233H78ZM76 234V235H78ZM129 234V233H128ZM197 234V233H196ZM252 234V233H251ZM27 235L28 236V240L27 242L22 244V247H24V249H20L19 247H17L16 242L18 239L22 240L21 242L25 241L23 240V236ZM71 235V234H70ZM193 235V234H192ZM247 235V234H246ZM250 235V234H249ZM256 235V234H255ZM261 235V234H260ZM59 236V235H58ZM80 236V235H79ZM252 236V235H251ZM250 236V238H251ZM74 236L71 237V239H73ZM81 237V236H80ZM155 237V236H154ZM161 237V236H160ZM79 239V237H77ZM179 238V237H178ZM195 238V237H194ZM199 238V239H198ZM254 241H256L259 244H263L264 243V233L261 236H255ZM81 240V239H79ZM68 241V240H67ZM82 241V240H81ZM160 241V240H159ZM185 241V240H184ZM189 241V240H188ZM238 241V239H237ZM248 242V241H247ZM169 243V242H168ZM184 243V242H183ZM191 243V242H190ZM189 243V244H190ZM254 243V242H252ZM251 243V244H252ZM82 244V243H81ZM149 244V243H148ZM167 244V243H166ZM186 244V243H184ZM192 244V243H191ZM196 244L195 246H197V243H193ZM207 244V245H206ZM237 244V243H236ZM249 244V243H248ZM173 245V244H172ZM79 246V245H78ZM76 246V247H78ZM177 246V245H176ZM187 246V245H186ZM194 246V245H193ZM195 246L192 247V245L190 246L189 249L194 248ZM248 246V245H247ZM251 246V245H250ZM264 246V245H263ZM80 247V246H79ZM78 247V249H79ZM83 247V246H82ZM129 247V246H128ZM204 247V246H203ZM53 248V247H52ZM154 248V247H153ZM179 248V247H178ZM202 248V247H201ZM159 249H162L159 247ZM200 249V248H199ZM205 249V248H204ZM241 249V248H238ZM244 249V248H243ZM77 250V249H76ZM181 250V249H180ZM202 250V249H201ZM243 250V251H247ZM53 251V249H52ZM142 251V250H141ZM164 251V250H163ZM188 251V250H187ZM193 251V250H192ZM261 251V250H260ZM59 252V251H58ZM250 252V251H249ZM60 253H66V251L64 250H60ZM76 253V252H75ZM81 253V252H80ZM136 253V252H135ZM176 253V252H175ZM203 253V252H202ZM52 254V253H51ZM111 254V253H110ZM137 254V253H136ZM139 254V253H138ZM163 254V253H162ZM174 254V252H173ZM198 254V253H197ZM13 255V254H12ZM70 255V254H69ZM68 255V256H69ZM80 255V254H79ZM99 255V254H98ZM152 255V254H151ZM159 255H161V253H159ZM156 255V256H159ZM165 255V254H164ZM169 255L166 254V256ZM93 256V255H91ZM102 256V255H101ZM104 256V255H103ZM124 256V255H123ZM164 256V258L166 257ZM180 256V255H179ZM100 257V256H99ZM106 257V256H105ZM92 259V257H90ZM96 258H98V256H96ZM109 258V257H108ZM159 258V257H158ZM161 258V257H160ZM170 258V257H169ZM195 258V257H194ZM95 259V258H94ZM104 259V258H103ZM198 259V258H197ZM159 260V259H158ZM161 260V259H160ZM168 260V259H167ZM170 260V259H169ZM168 260V262H169ZM208 260V259H207ZM71 261V259H70ZM90 261V260H89ZM99 261V260H98ZM194 261V260H193ZM204 260L202 259L201 262H203ZM9 262V261H8ZM95 262V261H94ZM120 262V261H119ZM205 262V261H204ZM207 262V261H206ZM205 262V263H206ZM70 263V262H69ZM91 263V262H90ZM98 263V262H97ZM102 263V262H101ZM121 263V262H120ZM193 263V262H192ZM198 263V262H196ZM100 264V263H99ZM161 264V263H160ZM167 264V263H166ZM182 264V263H181ZM194 264V263H193Z\"/></svg>",
  "mask_w": 264,
  "mask_h": 264
},
{
  "label": "water",
  "instance_id": "obj_3",
  "mask_svg": "<svg viewBox=\"0 0 264 264\" xmlns=\"http://www.w3.org/2000/svg\"><path fill=\"white\" fill-rule=\"evenodd\" d=\"M18 5L19 0H0V90L9 44L14 38L15 12Z\"/></svg>",
  "mask_w": 264,
  "mask_h": 264
}]
</instances>
